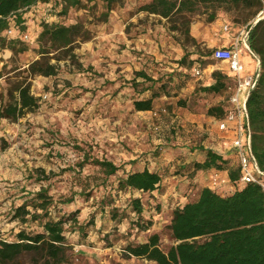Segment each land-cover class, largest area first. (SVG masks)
Returning <instances> with one entry per match:
<instances>
[{"label":"rangeland","instance_id":"1","mask_svg":"<svg viewBox=\"0 0 264 264\" xmlns=\"http://www.w3.org/2000/svg\"><path fill=\"white\" fill-rule=\"evenodd\" d=\"M142 1L125 0L123 6L115 7L110 15L115 10L121 12L112 25H108L110 15L107 21L99 20L104 11L102 0L87 3V8H72L64 17L52 12L50 3H41L44 6L30 9V15L26 11V24L22 23L20 33L12 37L21 40L27 49H0V103L8 87L18 81L29 83L31 93L39 98L38 107L16 121L0 117V239L13 240L23 228L41 230L36 223L27 226L11 215L12 208L23 201L25 191L43 184L49 186L56 200L75 193L71 202L57 204L61 212L77 211L81 223L93 220L86 228L85 241L74 229L66 231L69 242L83 243L79 250L73 245L71 264H156L144 258L124 257L125 245L145 241L153 233L159 235L163 250L175 243L168 228L172 210L195 199L202 187L198 178L206 177L202 171H194L192 163L196 161L187 157L189 149L202 145L209 137V129L186 127L180 121L182 108H193L200 97L194 92L190 96L175 92L166 76L170 73L168 66L179 55L176 43L187 55L186 64L196 59L216 61L209 56L213 47L185 40L179 31L170 29L165 18L134 16ZM40 15L65 24L82 21L90 31L89 39L76 42L71 55L58 61L54 76L25 71L40 57ZM132 17L134 20H130ZM219 17L227 20L223 26L247 30L246 25L233 23L224 12H219ZM208 23L206 14L195 15L190 30ZM155 24L160 27L156 33ZM123 25L124 37L120 38L118 30ZM148 26L152 31L146 30ZM107 31L111 32L108 39L104 36ZM21 33H27L29 38L21 39ZM55 55L62 53L49 52L51 63L56 62ZM189 65L182 74L196 84L200 80L193 74L194 63ZM141 70L156 82H143L136 76ZM161 83L166 84L170 94L156 97L151 111L136 112L133 100L148 97L151 92L141 89L150 85L157 89ZM213 98L209 94L202 96L207 104ZM86 154L111 160L119 167L117 174L101 184L98 167L89 162L80 165ZM143 166L156 170L164 180L157 191L118 190L117 176ZM35 169H42L49 178L28 177ZM81 190L89 192L88 196L78 194ZM132 197L141 200L145 229L132 222L136 216L130 205ZM101 199L106 201L102 210ZM113 210L115 218L111 217Z\"/></svg>","mask_w":264,"mask_h":264},{"label":"trees","instance_id":"2","mask_svg":"<svg viewBox=\"0 0 264 264\" xmlns=\"http://www.w3.org/2000/svg\"><path fill=\"white\" fill-rule=\"evenodd\" d=\"M94 0H0V49L10 48L13 52L27 49L18 38L6 40L4 30L13 21L22 27V12L37 2L51 4V11L58 16H66L70 9L87 8V3ZM104 11L99 20L107 21L110 12L117 6H123L125 0H102ZM92 8V7H90ZM264 9L262 0H143L137 5L136 12H147L165 18L171 30H177L187 41L195 43L190 34V23L193 16L206 14V21L213 22L219 12L226 13L235 24L246 25L247 46L250 53L257 57L259 69L256 84L246 101L247 126L250 130V152L255 158L257 167L264 171V18L255 24L252 21ZM23 28V27H22ZM90 38V31L82 21L65 24L61 21L41 23L38 34L40 44L38 59L33 60L25 69L27 73L54 76L58 71V61L64 55H71L75 43ZM17 44H21L17 47ZM59 51L56 62L51 63L49 52ZM212 53V52H211ZM211 53L209 56H211ZM187 55L179 63L189 67L198 63L199 68L204 60H193L186 64ZM215 60V59H213ZM137 77L143 82L156 81L144 71H138ZM213 83L201 87L204 94L223 95V100L207 109V114L217 119L224 117L229 105V77L221 70L212 72ZM136 86L138 83L133 80ZM161 83L157 89L146 86L141 91L150 90L145 98L133 100L135 110H152L153 100L163 94H170ZM181 104L183 102L181 101ZM39 105V98L31 93L29 83L18 81L7 89L5 99L0 103V117L16 121L25 114L34 111ZM89 162L98 167L101 173L100 183L104 184L109 177L117 174L119 167L111 160L84 155L80 165ZM227 159L211 148L205 150L202 162H193L194 171L222 170ZM35 180L48 179L49 175L42 169L28 173ZM231 181L239 178V167L228 169ZM264 181V175H262ZM118 190H137L150 193L160 185L161 175L147 168L132 170L116 177ZM70 196H61L57 200L50 193L48 185H40L35 190L25 191L23 201L12 208V218L21 224L36 226L41 230L20 229L13 240L0 239V264H71L73 245L68 241L66 231L74 229L80 237H85L88 224L93 220L81 223L77 220V211L61 212L58 203L67 204L73 200ZM78 194L88 196L89 192ZM106 202L101 199V208ZM135 213L133 224L141 229L147 228L142 223L143 207L137 197L130 199ZM115 210V209H114ZM111 217L117 216L116 211ZM54 211V212H53ZM103 213L101 212L100 215ZM168 228L175 241L167 250L159 245V235L153 233L142 242L128 243L123 250L124 257L144 258L156 264H264V188L254 182H247L231 193L221 195L208 186L200 188L195 199L173 208Z\"/></svg>","mask_w":264,"mask_h":264},{"label":"crops","instance_id":"3","mask_svg":"<svg viewBox=\"0 0 264 264\" xmlns=\"http://www.w3.org/2000/svg\"><path fill=\"white\" fill-rule=\"evenodd\" d=\"M40 4L41 2H37L36 4L30 6L28 9L22 12V18H23L22 23L26 24L25 19L28 16V13L30 15V11H29L30 9H33L34 7H39V6L41 7L42 5L44 6V4L42 5ZM26 11H29V12L26 13ZM120 12L121 11L115 10L111 13L108 25H112V23L117 19V17L120 16ZM258 14L264 15V9H262ZM145 15L149 16V18L153 17V18H160L164 20L160 16H157L154 14H148L147 12H137L136 14H134V16H138L139 18ZM35 17H37V15H35ZM41 19L46 20V21L55 20L53 18H48L43 15L41 16ZM130 20H134L133 17L130 18ZM224 21H227V20L223 19V17H219L215 21L209 22L208 25H205L203 28L199 29L198 27H195L193 29L191 27L190 34L191 36L195 38L197 43H202V45L205 44L206 42L209 46L213 48L221 47V46H226V47L231 46L234 42V39L239 29H234L228 26L229 27L228 30H223L222 27H223ZM156 25L157 24L153 25V27H155V30H154L155 33L159 30L158 28H160ZM123 28H124V25L121 26L118 30L119 32L122 33V34L120 33L119 35L120 38L124 37ZM146 30L152 31V27L148 26ZM110 34L111 32L107 31L105 32L104 36H106V38L108 39V35ZM146 40L148 39L146 38ZM240 46H241V62L243 65L241 75L245 76L248 74L257 73L259 69V62H258L257 57L251 54L242 43L240 44ZM176 47L179 48L178 43H176ZM178 48L176 50H177V54L179 53V55H177V57L174 58L176 62L170 63V66H168L170 73L166 75L172 86L171 88H176L174 91L179 93V95L190 96L191 93L194 92L195 93L194 95L198 94L200 97V98H197L198 104L195 105L193 108L187 105L184 108H182L183 112L182 111L181 112L183 113V117L180 118V121H182L183 125H185L186 127H195L197 129H203V128L209 129V137L204 142H202L201 143L202 145H199V147L194 148L192 151L189 149V155L187 157L197 162H202L205 158V150L207 148H211L215 150L216 152L220 153L225 159H227V163L225 164L226 167L220 170V172L225 175H228V169L234 168L237 166L235 150L233 149L231 145V141L234 138V130H233L234 123L229 122L227 129L220 130L218 129V126H217L218 119L214 115L207 114L208 107L211 105L220 103L223 100L226 92L223 95L209 93V95L214 96V98L211 104H207V103H204L202 99L204 92L201 90V87L208 86L211 83H213L212 72L215 70H221L223 73H225L229 77V83H228L229 86H233L234 81H235V74L228 69V65L225 62L214 60L216 62H213V63L206 62L202 66V68H200L201 74L199 76H195L196 80H200V82H197L195 84L194 80L182 74V72L187 71L188 67L186 65L180 64L177 61L182 56H184V54H182L181 49L180 48L178 49ZM197 66H198V63L195 62L192 69H194ZM182 105L184 106V104ZM227 107H228V104H224V108H227ZM135 111L136 112H149L151 110H135ZM171 158L172 156L169 157V159ZM144 167L145 166H143L141 169H143ZM213 170H214L213 168L207 169V170H200L206 174L205 178H203V176L202 177L200 176V178H198L202 187L208 186L209 175ZM163 182L164 180L161 178L159 186H161ZM227 189H228V186L226 185L220 186L217 189V192L223 193L227 191ZM157 190L158 188H156L154 191H157ZM222 193L220 194L223 195ZM86 237L88 236L85 235V237H80V239H82V241H85ZM70 243L74 245L76 250H79V248L83 246V243L80 244L79 242H77L76 244L72 242Z\"/></svg>","mask_w":264,"mask_h":264},{"label":"built area","instance_id":"4","mask_svg":"<svg viewBox=\"0 0 264 264\" xmlns=\"http://www.w3.org/2000/svg\"><path fill=\"white\" fill-rule=\"evenodd\" d=\"M228 28V25L223 26V30H228ZM16 32L20 33L19 27L12 21L3 33L7 38H12ZM247 35L248 31L245 28L238 30L231 46L216 47L210 56L212 59L225 62L228 65V69L235 74L233 86L228 87L230 90L229 105L224 117L218 119L217 126L218 129L225 130L228 128L229 122L234 123V138L231 141V145L235 150L237 166L239 167V178L236 181H231L228 175L218 170H213L208 179V187L216 191L220 186H228L227 191L220 192L223 195L231 193L247 182L257 183L264 188V181L261 178L264 175V171H261L257 167L255 158L250 152V130L247 126L246 112V101L250 91L256 84L257 73L245 76L241 75L243 65L241 62L240 44L242 43L247 49ZM19 37L21 39H27L29 35L27 33H21ZM193 74L199 76L201 74L200 68L195 67Z\"/></svg>","mask_w":264,"mask_h":264},{"label":"water","instance_id":"5","mask_svg":"<svg viewBox=\"0 0 264 264\" xmlns=\"http://www.w3.org/2000/svg\"><path fill=\"white\" fill-rule=\"evenodd\" d=\"M260 18H264V15H260V14H258V16L255 18L253 24H255ZM247 49H248V51H250L248 47H247Z\"/></svg>","mask_w":264,"mask_h":264}]
</instances>
